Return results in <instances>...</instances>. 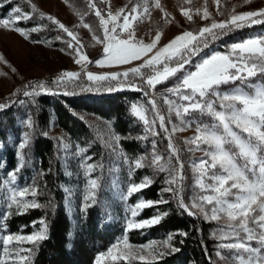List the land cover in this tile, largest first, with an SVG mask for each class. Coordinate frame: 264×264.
Segmentation results:
<instances>
[{
    "label": "snow or ice",
    "instance_id": "snow-or-ice-1",
    "mask_svg": "<svg viewBox=\"0 0 264 264\" xmlns=\"http://www.w3.org/2000/svg\"><path fill=\"white\" fill-rule=\"evenodd\" d=\"M13 0H0V7H4ZM218 5V15H224L219 8L220 0H215ZM250 2V0H245ZM30 11L24 12L17 4L9 14L0 17V27L15 31L25 39H28V30L18 25L22 21H30L38 13L44 18L45 14L37 9L32 0H27ZM88 7L94 9V15L99 19V27L102 36L96 35L89 24L83 27L93 31V39L103 45L102 58L89 61L87 55L82 54V46L76 34L65 26L58 18L51 14L46 16L47 21L71 38L64 40L57 35L56 40L67 44L76 57L75 63L82 61L95 63L97 66L106 64H131L133 61H141L135 67H130L122 73L94 74L85 71L88 81H117L121 77L127 82L132 91L141 92L147 98L146 103H132L130 111L132 115L142 122L145 135L140 139H147L148 134L159 136L156 130L157 123L168 140L167 155L157 151V141L152 140L151 160L148 154H142L137 158H127L130 166L134 169L143 167L152 168L157 174L167 173L165 178L166 187L162 193H170L180 211L197 219L218 221L221 214L227 217L228 223L218 228L212 235L221 241L218 249H227L228 253L216 252L220 260L226 264H264V79L259 82L252 78L264 77V36L248 37L242 41L230 45L227 53L214 52L205 55L193 64V57L198 56L209 46L210 41H215L223 35L250 27L255 24H264V8L244 11L238 14H229L226 19L212 20L210 23L199 27L196 31H184L175 36L163 47L157 48L160 33L150 43H143L135 38L134 22L138 19L142 22L143 16L149 14L150 0H129V5L120 8L115 13L104 12L97 8L94 0H87ZM155 7L160 8L159 0H155ZM163 12V9H161ZM193 14L200 15V10L181 9V15L189 21L193 20ZM167 12L164 16L167 17ZM210 13L205 9L201 19H209ZM45 27L41 24L34 25L30 31L38 32ZM33 43L42 41L33 40ZM155 50V51H154ZM64 51V49H61ZM0 59H3L0 56ZM191 65V67H187ZM147 70V71H144ZM15 71V69H13ZM179 74V75H178ZM134 79L129 80V76ZM81 73L75 71H63L51 83L56 85V90L45 85L43 81L26 87L31 91H25V96H38L41 94L68 95L67 86L75 83ZM138 78L139 82H136ZM174 78L173 83L165 87L163 91H157V86ZM239 81L237 84L236 82ZM222 85H233L222 89ZM64 86L61 93L59 89ZM109 91H113L109 87ZM162 101V103H161ZM147 105H150L148 107ZM6 105L0 103V110ZM175 117V120L173 119ZM207 118V119H205ZM27 128H33V119L30 114L22 121ZM170 126V127H169ZM195 127L196 135L183 141L184 148L179 147L173 138V133L189 127ZM120 137L113 133L112 140L106 141L104 147L110 153L116 154ZM30 142L29 133L23 134L18 149H26ZM61 144L65 150L67 159L68 144ZM83 146L76 147V155L85 152ZM196 151L203 153L196 158L188 156V165L193 169V183L191 194L185 199L184 172L185 167L183 153ZM20 164L17 168L9 171L7 176L0 179V199L4 201L6 211L0 214V221L11 214L13 206L18 213L22 210L41 208L44 205L37 202L39 185L35 178L31 184L22 187L16 186L17 173L25 166V152L17 153ZM92 156L85 155L80 161L84 168V175L91 177L97 165L92 162ZM39 176L45 175L44 170L38 172ZM130 179V177H129ZM153 183L151 177L145 176L141 183H129L122 192V199L130 197ZM88 195L82 198L81 210L86 211L96 202V190L99 188L97 179L87 180ZM32 199H26V196ZM89 201L92 203L90 204ZM168 200L138 201L131 209V216L136 217L138 210L152 207L155 204L168 203ZM168 215H162L145 219L140 222L129 221L128 229L144 228L160 224ZM6 230L5 225L0 224V233ZM174 236L187 237L188 233L177 230L169 233L163 241L165 251L156 247V242L139 246L141 249H151L148 257L152 260L163 258L166 254L179 252L172 241ZM48 239L47 226L30 235L0 234V249L15 256L18 260L14 264H27L33 248H20L10 253L8 245L15 242L26 241L32 245ZM252 241L258 246L253 247ZM183 243V241H179ZM126 253H117V245L108 249L107 255L113 261L121 259H138L151 264V260L145 255H136L131 251L132 246L127 238L123 240ZM20 253H27L21 255ZM102 253L97 258L96 264H101ZM0 264H7L0 260ZM214 264V262H213Z\"/></svg>",
    "mask_w": 264,
    "mask_h": 264
},
{
    "label": "trees",
    "instance_id": "trees-1",
    "mask_svg": "<svg viewBox=\"0 0 264 264\" xmlns=\"http://www.w3.org/2000/svg\"><path fill=\"white\" fill-rule=\"evenodd\" d=\"M75 8L83 10L88 21L98 23L94 9L88 7L87 0H67ZM101 9L100 0H94ZM19 5L22 10L30 5L27 0H13L0 7V17H5L11 9ZM42 19L37 13L30 21H22L19 26L31 27ZM264 25L243 30H236L227 35L224 43L242 41L253 36ZM171 81V80H169ZM169 85L167 82L164 86ZM109 87L114 90L109 91ZM69 94H41L38 96L17 97L11 103L3 102L6 107L0 110V143L4 148L6 167L0 163V172L5 173L18 167L20 159L18 152H25V166L17 173L21 180L33 182L35 178L40 194L37 201L44 205L41 208L11 212L4 220V225L10 233L31 234L33 225L45 221L48 229V239L34 245L27 264H96L99 255L108 251L124 233L123 218L131 214L132 206L138 201L168 200V203L155 204L142 209L137 220L142 221L167 212L160 224L135 228L127 233L132 244H144L150 240L166 239L169 233L183 230L187 237L174 236L172 243L180 249L179 252L167 254L163 258L151 261V264H223L216 256L221 243L212 234L217 224L213 221L197 219L180 211L176 200L170 193H162L166 187L165 173H155L152 168L135 169L130 174V183H141L145 176L151 177L153 183L143 190L134 193L127 200L121 196H111L105 190L104 174L106 173L107 157L103 144L92 127L78 116V111L95 114L111 122L114 131L120 136V144L124 154L129 158H137L142 154L152 152V140L157 141V147L167 145L162 136L159 139L145 135L144 126L131 111L130 105L136 102H146L141 92L132 91L128 86L121 87L111 83L80 81L68 89ZM2 103V102H1ZM7 103V104H6ZM30 114L33 128L29 132L30 142L26 149H18L17 142L11 134L18 132L20 116ZM52 120L61 128L76 146H83L85 155L92 156V162L101 166L103 178L96 202L86 211L78 210L77 223L68 206V194L65 190L67 175L61 159V149L58 142L44 133L45 127ZM167 148V147H166ZM44 170L45 175H37ZM98 173V172H97ZM102 174L94 173L102 177ZM183 241L180 243L179 241ZM258 246L256 241H253ZM119 264H145L134 260L119 262Z\"/></svg>",
    "mask_w": 264,
    "mask_h": 264
},
{
    "label": "rangeland",
    "instance_id": "rangeland-1",
    "mask_svg": "<svg viewBox=\"0 0 264 264\" xmlns=\"http://www.w3.org/2000/svg\"><path fill=\"white\" fill-rule=\"evenodd\" d=\"M37 6V9L40 12L45 14V17L40 19L38 24L44 25L45 27L42 28L41 31L38 32H31V27H23L28 30L27 34L29 36L28 39H25L23 36L18 34L15 31H10L0 27V56L3 59H0V103L2 102H9L11 103L17 97H24L25 91H31V88L26 87L29 84L35 85L38 82L43 81L46 86L56 90V85L52 84L51 82L60 75L63 71H75L81 73L80 78L73 84L67 86V90L76 83L80 81H88L85 75V71H90L94 74H110L113 72L122 73L126 71L130 67H135L138 64L142 63L141 61H133L131 64H106L105 66H97L95 63H89L82 61L81 64L75 63V55L72 49L67 47L66 43L58 41L55 39L57 35H60L64 38V40H70L71 38L67 37L65 33L61 30L56 28L55 25H52L50 21H47L46 16L48 14L53 15L54 17L58 18L65 26L69 27L73 32L76 34L80 45L82 46V54L87 55L89 61H95L96 59L102 58V49L103 45L98 44L93 39V31H95L96 35L102 36V30L99 27L98 23H90L86 18L85 13L83 10L75 8L70 4L67 0H32ZM101 3V10L104 12L112 11L115 13L122 7L129 5V0H100ZM160 8L155 7V0H150L148 5L149 7V14L143 16L142 22L138 19L134 22V29H135V38L139 41H143V43L147 44L152 42L155 38L157 33H160V40L157 44V48L163 47L168 42H170L175 36L180 35L184 31H196L199 27L210 23L212 20H223L226 19L229 14H238L244 11L249 10H256L260 8H264V0H250V2H245V0H220L219 8L223 11L224 15H218L217 8L218 5L216 4L215 0H159ZM163 9V12L161 11ZM181 9L184 10H194L199 9L200 15L193 14V20L189 21L186 17L181 15ZM207 10L210 13L209 19L204 20L201 19V15L204 10ZM31 10V9H30ZM24 12H28V9L22 10ZM164 12H167V17L164 16ZM87 23L90 25L93 31H90L88 28L83 27V24ZM264 24H255L250 27H245L238 30H243L246 28H253L259 27ZM19 26V25H18ZM21 27V26H19ZM236 31V30H234ZM232 31V32H234ZM230 32V33H232ZM228 33V34H230ZM227 34V35H228ZM227 35L221 36L219 39L215 41H210L209 46L205 48L198 56L193 57V64L198 62L201 57L205 55H210L214 52L220 53H227L230 51V45L233 43L239 42H229L224 43L223 41L226 40ZM257 36H264V29H260L257 31L256 34L250 37H257ZM248 38V37H247ZM33 40L42 41V43H33ZM64 49V51H61ZM155 51V50H154ZM191 67V65L187 66ZM15 69V71H13ZM147 71V70H144ZM179 75V74H178ZM129 80H133L134 78L130 75ZM254 81L259 82L264 77L257 76L252 78ZM169 85L164 86L166 83L158 85L157 91H163L165 87L170 86L173 83L174 78L170 79ZM95 82V81H91ZM101 82H108L113 85L125 87L127 86V82L123 80L121 77L117 81H101ZM136 82L138 78H136ZM237 84L239 81L236 82ZM233 85H222V89H227L232 87ZM65 90L64 86H61L59 92H63ZM138 104L144 102H136ZM146 103V102H145ZM162 103V101H161ZM7 104V103H6ZM150 107V105H147ZM78 116H80L83 120H85L95 131L97 137L103 144L105 145L106 141L112 140V135L115 133L118 135L111 124L110 121L101 118L95 114L88 113L85 111H78ZM25 116L22 115L18 119V132L11 134V137L17 142H21L23 138L24 132H30L31 128H27L26 125L22 122ZM175 120V117H173ZM207 119V118H205ZM170 127V126H169ZM156 130L160 133L159 136H155L159 139L160 136L164 140H167L166 134L159 129V125L157 123ZM44 133L52 138H54L61 149V159L65 167V172L67 175V183L65 186V190L68 194V206L70 212L73 216L74 225L77 223V214L78 210H81L82 205V198L88 195V186L87 180L89 178H95L100 185V181L98 178H103L104 176V184L103 187L105 190L109 191L111 196H121L124 188L130 183L129 176L134 171V167L130 166L127 157L120 144V140L118 142L117 148L118 151L116 154H112L109 152L108 149H105L107 163H106V173L102 174L101 166H98L96 162H94L97 167L94 169L91 177H87L84 175V168L80 161L83 160L85 156V152H81L79 157L76 155V145L72 142L69 136L59 128L55 121L52 122L45 127ZM195 127H189L182 131H177L173 133V138L176 142H178L179 147L184 148L185 145L183 141L186 138L192 137L196 135ZM119 136V135H118ZM120 137V136H119ZM61 138H63V143L68 144L67 149V159H65V150L61 144ZM168 143V140H167ZM167 145L165 147L158 149L159 153H163L167 155ZM151 154V153H150ZM148 155V161L151 160V155ZM203 153L200 151H196L194 154L192 153H183L182 158L185 162V167L183 169L184 172V188H185V199L187 201V197L191 194V185L193 183V169L188 165V156H194L199 158L202 156ZM129 158V157H127ZM0 163L5 168L6 167V159L4 155V148L0 143ZM0 172V179L7 176V173ZM102 174V177L97 175L94 177V173ZM167 176V173H165ZM32 181L29 180H21L17 176L16 186L22 187L25 184H31ZM100 190L99 188L96 190L97 192ZM128 198V197H127ZM124 198V200H127ZM26 199H32V197L26 196ZM37 200V198L35 197ZM38 202V201H37ZM91 204L92 202L89 201ZM6 211L4 207V201L0 199V214H3ZM11 212H15L16 207L10 210ZM142 210H138L137 216L141 213ZM136 217H132L131 214H126L123 218L124 221V233L122 237L114 243L118 247L115 249L117 253H126L129 251L128 249L124 248L123 240L126 237L128 243L132 246L131 251L134 252L137 256L138 255H145L148 257V252L151 249H141L139 246L148 244L152 241L156 242V247L160 251H165L163 248V241L165 239H157V240H150L144 244H132L127 237V233L132 230L127 228V224L129 221L132 222H140L137 220ZM5 220V219H4ZM4 220L0 221V224L4 225ZM143 221V220H142ZM210 221V220H209ZM217 224L214 228L213 233L217 232L218 228L222 225L228 223L227 217L221 214V219L218 221H213ZM47 223L42 221L40 223H36L33 225V233L37 231H41ZM6 228V227H5ZM135 229V228H133ZM48 231V229H47ZM2 235L7 234H14V235H30V234H23V233H10L8 232L7 228ZM253 247H257L254 245L253 241L251 242ZM34 245L22 241V242H13L12 244L8 245L9 252H15L20 248L27 249L33 248ZM113 247V246H112ZM224 254L228 253L227 249H221ZM106 251L104 256L101 258V264H119V262H128L134 261L138 259L128 258V259H121L118 261H113L110 256L107 255ZM21 255H26L27 253H20ZM167 255V254H166ZM165 255V256H166ZM99 255L98 257H100ZM151 261H156L160 258H156L152 260L151 257H148ZM219 259V258H218ZM0 260H4L7 264H14V261L18 260V257H11L9 254L4 253L2 249H0ZM140 261V260H139ZM223 264H226L224 260H220Z\"/></svg>",
    "mask_w": 264,
    "mask_h": 264
}]
</instances>
